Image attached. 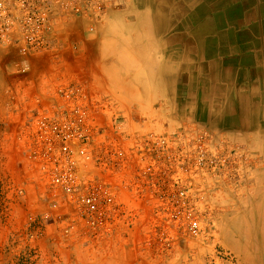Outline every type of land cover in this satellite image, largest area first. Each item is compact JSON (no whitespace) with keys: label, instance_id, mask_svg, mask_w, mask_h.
<instances>
[{"label":"built area","instance_id":"2783aa9c","mask_svg":"<svg viewBox=\"0 0 264 264\" xmlns=\"http://www.w3.org/2000/svg\"><path fill=\"white\" fill-rule=\"evenodd\" d=\"M112 3L0 0V47L18 78L10 139L21 143L28 181L48 190L54 219L93 249L178 231L197 238L209 183L235 179L247 159L199 124L156 128L74 64L85 46L78 30L94 34Z\"/></svg>","mask_w":264,"mask_h":264},{"label":"rangeland","instance_id":"374dc122","mask_svg":"<svg viewBox=\"0 0 264 264\" xmlns=\"http://www.w3.org/2000/svg\"><path fill=\"white\" fill-rule=\"evenodd\" d=\"M122 1L113 0L98 29L112 12L124 9ZM6 57L0 47V110H8V126L0 121V264H264V240L248 235L259 229L253 213L264 212V205L256 207L251 200L259 158L248 144L233 141L225 131H215L187 114L188 100L183 92L174 99L148 94L139 104V113L159 129L199 124L231 147H240L247 159L235 179L209 183L202 234L190 238L178 231L175 238L155 239L151 245L144 237L119 240L108 251L103 244L93 249L87 238L67 233L65 219H54L48 190L41 183L28 181L33 176L27 173L21 143L10 139L14 118L9 108L13 104L10 87L18 78ZM125 99L130 104L136 102L134 97Z\"/></svg>","mask_w":264,"mask_h":264},{"label":"bare ground","instance_id":"6f19581e","mask_svg":"<svg viewBox=\"0 0 264 264\" xmlns=\"http://www.w3.org/2000/svg\"><path fill=\"white\" fill-rule=\"evenodd\" d=\"M143 2L150 9L140 23L148 24L151 32L142 34H150L148 38L160 44L159 76L177 77L185 70L192 104L219 110L225 124L258 128L264 138V0ZM173 47L177 49L168 50ZM167 64L169 70L164 67ZM253 214L264 216L260 211Z\"/></svg>","mask_w":264,"mask_h":264},{"label":"crops","instance_id":"0c3cea01","mask_svg":"<svg viewBox=\"0 0 264 264\" xmlns=\"http://www.w3.org/2000/svg\"><path fill=\"white\" fill-rule=\"evenodd\" d=\"M122 2L124 9L118 13L112 12L109 15V21L99 27L95 37L100 40L89 37L90 34L87 33L86 28L78 30L76 38L82 43H85V46L82 44L79 45L77 54L79 60L74 62V64L84 66L93 72L90 81L98 87L110 90L121 96L134 97L135 99L133 101H136L134 103L136 105L140 104L142 97L144 98L148 94L151 97L165 95L174 99L177 94L183 92L187 100L190 101V103L187 101L186 105L187 114L209 124L215 131H225L221 133L231 137L233 141L248 144L251 153L259 158L258 166L254 172L255 183L251 200L256 207L264 205V138H261L259 129L246 125L238 127L225 124L223 123V114L221 111L219 113V110H214L211 107L206 108L205 105L200 107L195 102L192 104L189 87L190 81L188 80L189 76L185 70L177 74V77L179 76L178 78L176 76L171 77L168 73L164 76H159L161 70L157 55L160 44H157L158 42H155L152 38L149 39L148 36L150 34L143 37L142 33H145V31L151 32V29L148 27V24H145L143 27L140 23V19L146 16L145 12H148L150 8L147 7L143 0H123ZM104 27L105 29H103ZM131 32H134V34ZM105 36L107 37L105 38ZM161 45L164 48V44ZM176 49V47L168 48L171 51H175ZM103 60L105 63H103ZM112 61L117 64L111 63ZM164 67L167 68L166 70H169V64ZM137 74L139 77H136ZM1 89L0 77V91ZM190 105L191 107H189ZM192 107L193 109L191 110ZM7 118L8 110H0V121H4L6 127L8 126ZM260 216L256 215L253 221L256 226H259V229H256L254 232H249L248 235L264 240V216ZM262 263H264V259Z\"/></svg>","mask_w":264,"mask_h":264}]
</instances>
